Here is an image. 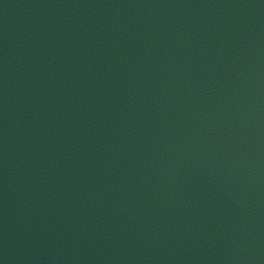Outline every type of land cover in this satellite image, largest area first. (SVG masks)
I'll use <instances>...</instances> for the list:
<instances>
[{
    "label": "water",
    "instance_id": "95a60500",
    "mask_svg": "<svg viewBox=\"0 0 264 264\" xmlns=\"http://www.w3.org/2000/svg\"><path fill=\"white\" fill-rule=\"evenodd\" d=\"M0 264H264V0H0Z\"/></svg>",
    "mask_w": 264,
    "mask_h": 264
}]
</instances>
